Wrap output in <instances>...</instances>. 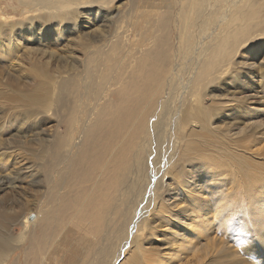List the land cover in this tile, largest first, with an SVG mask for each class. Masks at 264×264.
<instances>
[{
	"label": "bare ground",
	"instance_id": "bare-ground-1",
	"mask_svg": "<svg viewBox=\"0 0 264 264\" xmlns=\"http://www.w3.org/2000/svg\"><path fill=\"white\" fill-rule=\"evenodd\" d=\"M114 1L17 0L18 8L14 9L19 18L14 20L16 24L10 25L9 38L13 33L23 38L34 24L37 26V36L53 33L49 25L52 19L56 22V36L59 37L67 18L75 23L80 18L79 9L88 6L89 11L93 10L97 15L98 11L109 7ZM143 3L147 4L144 6L147 11L143 12L159 25L161 33L153 42V35L149 33L152 36L147 39H151V43H147L149 45L145 48L141 47L139 56L133 57L121 46L123 43L127 47L130 30L116 25L118 29L113 30L114 35H110L109 40L106 38L107 42L102 41L100 51L104 56H99L101 59L98 58L97 62V59L94 60L99 50L86 52L88 57L92 54L90 57L93 58L87 57L89 61L86 64H90L84 69L86 77L91 73V78L93 74L95 80L99 75L104 82L100 81L102 83L91 88V81L87 83L89 77L85 83L79 78V84H76L66 67L58 70L53 77H49L45 69L43 78L36 80L38 89L31 92L32 97L36 98L34 100H37H32L33 107L26 109L22 103L15 106L18 111H15L16 115L9 124L15 132L26 133L22 125L27 121L30 123L36 112L40 114L45 111L59 118V124L63 122L65 127L59 130L58 125L51 143L50 139H36L37 143L44 145L36 153L30 154L39 162L37 167L43 174L47 209L32 211L35 216L32 220L27 218L29 213H26L16 223L13 215L12 220L8 221L9 217L7 220L3 218L6 212L2 213L0 217L5 223L0 219V264H15L20 257L26 263L51 264L53 259L49 261L50 256L58 253L68 257V264H115L129 245V239H133L135 245V252L129 261L134 262V255L140 254L143 249L140 238L151 230L149 221L156 218L164 201L169 200L167 197L185 201L184 208L190 209L195 218L198 217L195 222L201 227L207 224L208 209L222 202L224 194L221 184L226 180L232 182L233 179L242 178L244 187H240L241 193L260 192L264 196V174H255L258 171L254 172L250 160L239 152L244 143L255 139L257 130L253 128L252 133L243 136L238 131L231 140L222 133L214 134L219 135L218 141L203 133V130L213 132L210 127L213 113L243 108L254 96L251 92L239 98L232 95L225 100L208 102L204 90L222 76L231 77L227 74L232 59L242 45L251 44L253 40H264V0H143ZM27 13L33 14L24 15ZM1 18L6 20L0 15ZM0 33H4L2 25ZM21 38H13L6 45L0 41L1 50L8 53L9 47L18 46L16 41ZM133 42L135 45L137 40ZM155 42L159 44L155 46ZM86 46L82 45V48ZM122 49L126 55H130L123 69V65L120 67L124 55ZM111 57L118 62L109 66ZM110 71L115 73L111 74V78ZM243 74L245 78L252 77L250 71L243 73L240 70V76ZM234 77L237 79V76ZM81 84H85L84 89L87 90L81 93L82 100L79 95L72 101L64 99L68 97L65 91L79 93L78 86ZM64 93L67 97H62ZM112 93L116 102L108 100ZM29 94L23 93L22 97L27 98ZM211 98L214 99V96ZM20 107L25 109V114L20 115L23 113ZM79 108L82 109L81 117ZM242 111L248 112V109ZM235 112L240 115L237 110ZM60 113L65 116L61 118ZM5 126L0 125V142L9 139H3L4 131H8ZM231 142L238 148L235 149V145L231 147ZM214 145L219 149L214 150ZM6 154L3 150L0 156L6 158ZM24 170L30 171L28 167ZM165 178L173 181V188L163 185ZM212 180L215 181L213 186L210 185ZM205 194L208 195L202 196ZM257 202L258 197H253V209ZM245 215L237 217V223H244L242 217ZM249 217H254L257 224L264 222V202L259 210L250 212ZM71 225L74 228L70 229ZM15 230L18 232L14 233ZM69 237L74 242L63 244L61 238ZM261 241L263 244L264 234ZM77 247H82V256L72 259L73 249Z\"/></svg>",
	"mask_w": 264,
	"mask_h": 264
},
{
	"label": "rangeland",
	"instance_id": "rangeland-1",
	"mask_svg": "<svg viewBox=\"0 0 264 264\" xmlns=\"http://www.w3.org/2000/svg\"><path fill=\"white\" fill-rule=\"evenodd\" d=\"M112 3L113 2L108 5L109 7L106 6L107 8L105 7L103 10L98 11L97 15L94 14L93 10L89 11L88 6L79 9V11L81 12L79 14L80 18H78L76 23L71 18H67L63 22L66 25L62 26L59 37L56 36V22L54 21V19H52L49 22V25L51 26V28H53V33L48 32L49 35L40 34L39 36H37L36 33L38 30L36 29L37 26L34 24L31 26V30L26 33L23 38L18 36V33H13V36L10 39L9 32L10 30H12L10 29V25L14 23V20H17V18H19L17 15V10H15L18 8L17 0H0V15L6 17V20H3V18H1L0 20V25H2L4 30V33H0V41L4 42V44L6 45L7 41H10L11 43L13 38L19 37L22 39H18L16 41L18 46H10L8 53L4 52V50H1L0 48V125L4 124L8 129V131H4L3 139L9 137L8 141L2 140L0 142V153H3V150L7 152L6 158L4 156H0V216L3 212H6L3 213V218L6 217L5 219L7 220V217H9L8 221L12 220V215L15 223L21 221L22 217L26 213H29L27 218L29 220H32L35 217L32 215L33 212L35 213L36 211H42L43 208L47 209V206L45 204L47 193H45L44 191L43 174L42 171L37 167V164L39 162L34 159V157L30 153H36L44 145L43 143V145L37 143L36 139H38V137H42V139L46 140L50 139L51 143L55 134L54 130L58 128V125L59 130H63L65 125H63V122L59 124V118L45 111L40 112V114H37L38 112H36V114H33V117L30 119V123L29 121H27L26 124L22 125V127L24 128L23 132L26 131V133L15 132L13 130V127H9V124L13 121L16 115L15 111H18L17 108L15 109L16 105H20L22 103L21 105H24V108L29 109L30 107H33L32 102L37 101L34 100L36 98L35 96L32 97L31 92L38 89L36 80L38 81L43 78L45 69L48 71L49 77H53L58 70L66 67L67 70L69 69V73L73 75L76 84H79V78H82L81 82L84 81L85 83V79H88L89 77L90 80L88 79L89 82L87 83H90L91 81L92 85H89L92 88V86L95 87L104 82V80H102V77H100L99 75V77H96V75L98 74L97 72L94 76L97 78L95 80L93 78V74L91 78V73H89V76L87 74L86 77V72L84 71V69L86 68V65L90 64H86V62L89 61L88 58L93 60L92 56L90 57V55L92 54H90L88 57V53L86 52L89 50L91 52H94L95 49L99 50V53H97L98 55H96L98 57H95L94 60L97 59V62L99 59H101V57L104 56L100 51L102 43L107 42L112 37L110 35H114L115 31L113 32V30H115V28L123 27V29L128 28L130 30L126 41L129 45L127 44V47H124L122 43L121 46L129 54L131 53L130 55H132L133 57L139 56L141 54L139 50L149 45L147 43H151V39H147L149 33L153 35L152 42L154 41L155 37L160 36L161 30L159 29V25L157 26V24L152 21V18H147V16L143 12L147 11L146 7H144L147 4H144L143 0H115L114 3ZM134 5L136 10L134 8ZM132 12L135 13H133L132 15L129 14ZM28 14L33 13H27L24 15ZM109 15L112 16L110 17ZM116 15L119 17L117 18ZM127 17L129 18L127 19ZM106 18L110 19L107 20ZM149 21L153 22L152 24L154 25H152ZM136 23L139 24V27H136ZM122 24L124 26H122ZM147 24H149V26L153 28L149 29V26ZM87 25L89 27H87ZM116 25L118 26L116 27ZM146 29L150 30V32ZM153 29L155 31L157 29V32L154 31V34ZM131 30H133V32ZM135 31L137 33H135ZM142 31H146L148 33L143 32L142 34ZM45 35H48V38H45ZM142 35H144L145 38H143ZM92 36H94L95 38ZM132 39L133 41L137 40V42H135V45H133L134 42L132 41ZM128 40H130V42ZM254 41L255 40H253L251 44L247 43L242 45V47L237 52L238 54L234 56V60L232 59L233 63L231 61L232 65L229 69V74H227L228 77L231 76V79L224 78L222 76L220 80L217 79L219 81L215 80L216 82L214 81L211 82V84H208L205 87L206 89L204 90V93L206 94L205 99L208 98V102H210L211 100H225L227 98H230L232 95L239 98L243 95H248L251 92L254 93V96H252L247 101L243 108L226 109L219 111L217 114L213 113L210 116V127L212 128L213 132L211 133L207 130H203V133L211 138L214 137L218 141L219 135L214 134L222 133L224 134L225 138L231 140L232 138H234V133L238 131H240L241 135L243 136L244 134L252 133L253 128L257 130L255 139L246 142V144L244 143L242 149H239V152L243 153L245 158H248L250 160V164L253 168L252 170L254 172L258 171V173L255 174L262 175L264 174V40ZM137 43H139V46ZM4 44H2V46ZM156 44L158 45L159 42H155V46ZM82 45L87 46L86 48H82ZM124 49H122L121 51H123L122 54L126 55L124 53ZM136 50L137 52H139V54L136 52ZM129 54H127L125 57L124 55H122V58H124L125 61L124 64V61L121 58L122 61L120 63V67H122L121 65H123L122 69L127 66L126 64L130 59ZM127 56H129V59ZM127 59L128 61H126ZM82 61L85 62L84 65ZM109 62H111L109 63V66H112L113 62L118 61L112 59ZM68 64L70 65V67ZM112 68L113 67H111V71L113 70ZM128 70L130 71V68ZM240 70H242L243 73H247L248 71H250V73H252V77L248 79L244 77V74L243 76H240ZM111 71L109 73L110 78L115 74ZM236 71L238 72V75H236ZM259 74L261 75L259 76ZM78 75L80 77H78ZM234 76H237V79ZM259 78H261L262 80H259ZM93 80L97 83L95 82L94 84ZM84 85L81 84V86H78L79 93H77V91L70 93L69 91H65V93H68V97L65 93L62 97L66 95L67 98L64 99H66L67 101H72V99H75L79 95L78 97H80L82 100L83 96L81 95V93L83 91H87L86 89H84ZM23 93H30L27 96L28 99L22 97ZM71 93L76 94L71 95ZM212 95L216 100L211 98L213 97ZM69 96L71 97V99ZM113 97H115L114 93L109 95L110 99L108 98V100L115 101L113 100ZM21 107L19 109H22V111H19L23 112L20 114L23 115L26 111L24 112L25 109ZM84 108L87 109L86 106ZM244 109H248V112L242 111ZM79 110L81 111L79 113V117H81L82 109L79 108ZM235 110L240 112V115H237ZM59 116L63 118L65 114L60 113ZM227 131L228 133H226ZM47 136L49 138H47ZM215 139H213L212 141H215ZM12 141L16 142L9 144V142ZM24 145L26 146L22 147ZM234 145L235 144L231 142V147H233ZM24 148L28 150L26 151ZM213 148L214 150L219 149L218 146L215 145ZM234 148L237 149L238 147H236L235 145ZM30 149L32 151H30ZM18 155L21 158L18 157ZM28 160L30 161V163H28ZM25 167H28L31 172L25 171ZM17 169L19 171L21 170L20 172H23L20 173ZM252 170L248 173H251ZM32 171L34 172V174ZM30 174H32V176ZM22 179H24L23 182L21 181ZM35 179L38 180V182H34ZM165 180L166 181L163 185H167V188L170 189L174 187L175 184H173V181L171 179L168 178L167 180L165 178ZM242 180V178L233 179L232 182L226 180L223 182V184H221L224 194V197H222V202L216 207H210L208 209L206 215L207 224L201 227H198V224L195 222L196 218L198 217L195 218L194 213H191L190 209L184 208L186 203L185 201L180 198L172 199L171 197H167V199L169 200L164 201V205L162 209L159 210V214H157L156 218H152V220L149 221L152 226L151 230L144 233V235L142 236L143 238L141 237L139 240V242H142L141 247L143 248L141 253L134 255V262L129 261L132 258V254H134L135 252V245L132 242L133 239H129L127 241L129 245H127L125 251L122 253V255L119 256L115 264H264V243L262 244L261 241V237L264 234V222L257 224L254 220V217H249L250 212H256L262 206L264 202V196L260 192L258 194L246 191L241 193L240 187H244V180ZM214 184V180L210 181L211 186H213ZM18 188L21 190L19 191ZM10 190H12V192ZM13 190H15L16 194ZM207 195L208 194L202 196L206 197ZM19 196L22 198H20ZM255 196L258 197V202L256 208L253 209L252 201L253 197ZM17 212H19V214ZM243 214H246V218L244 216L242 217L243 220H245L244 223H237L235 219L242 216ZM3 218L0 217V219L2 220ZM15 218L18 219L16 220ZM142 219H144V217ZM203 221L204 220H202V222ZM3 223H5L4 220ZM1 224L2 223H0V225ZM72 228H74L73 225H71L70 229ZM15 232L18 231L15 230L14 233ZM70 237L68 239L61 238V240H63L62 243L67 244L74 242L73 240H70ZM66 248L67 246L65 247V249ZM79 255L82 256V247L79 249L78 247L74 248L72 259H76ZM52 259L53 261H51ZM35 261H37V259ZM49 261H51V264H53L54 262V264H57V262L58 264L69 263L68 257L63 253L53 254V256L51 255ZM15 264L31 263H26L24 259L20 257V259L16 260ZM33 264H35V262Z\"/></svg>",
	"mask_w": 264,
	"mask_h": 264
}]
</instances>
